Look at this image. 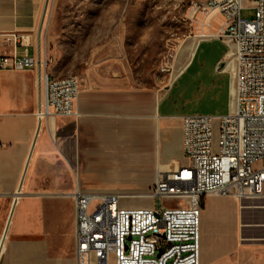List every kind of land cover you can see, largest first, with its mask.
Returning a JSON list of instances; mask_svg holds the SVG:
<instances>
[{
  "label": "crops",
  "instance_id": "0c3cea01",
  "mask_svg": "<svg viewBox=\"0 0 264 264\" xmlns=\"http://www.w3.org/2000/svg\"><path fill=\"white\" fill-rule=\"evenodd\" d=\"M44 11L41 0H0V31L29 34L26 53L36 55ZM221 23L222 18L218 25L209 21V37L196 42L161 94L80 85L79 115L45 118L36 135L41 98L36 70L0 73V264H77L75 182L86 192L136 199L152 186L147 182H154L157 169L183 162L180 116L223 115L231 106L233 68L229 61L219 67L228 51L219 37ZM24 52L17 48L19 55ZM213 103L225 111H186ZM120 157L139 168L134 182L140 183L132 191L80 184L95 182L98 168ZM200 205L202 264L257 263L255 258L264 255V237L238 233V213L250 206L214 194L204 195Z\"/></svg>",
  "mask_w": 264,
  "mask_h": 264
},
{
  "label": "built area",
  "instance_id": "2783aa9c",
  "mask_svg": "<svg viewBox=\"0 0 264 264\" xmlns=\"http://www.w3.org/2000/svg\"><path fill=\"white\" fill-rule=\"evenodd\" d=\"M254 17H240L242 0L192 4L204 15L223 19V31L233 44L232 103L226 114L180 116L182 163L157 169L152 186L142 194L150 207L122 204L116 192H86L74 184L75 255L77 264H200V215L204 195L230 196L239 204L264 198V0H248ZM29 34L0 31V73L34 69L41 87L35 115H79L76 76L52 77L47 58L38 48L26 53ZM23 47L19 55L17 48ZM229 60V61H230ZM185 200L163 207L160 200Z\"/></svg>",
  "mask_w": 264,
  "mask_h": 264
},
{
  "label": "rangeland",
  "instance_id": "374dc122",
  "mask_svg": "<svg viewBox=\"0 0 264 264\" xmlns=\"http://www.w3.org/2000/svg\"><path fill=\"white\" fill-rule=\"evenodd\" d=\"M212 2L214 0H41L45 11L39 40L48 61L47 72L52 77L76 76L80 85L88 88L140 89L159 95L171 85L196 42L209 37V21L212 25L219 24L220 15L212 12L207 16L192 8L193 3L212 5ZM241 6L240 17L253 19L251 2L242 0ZM220 39L227 45L230 43L226 37ZM229 50L228 45L227 52ZM186 111L221 113L225 110L220 103H213ZM138 172L135 164L120 157L114 163L99 167L95 182L80 184L129 192L140 183L134 182ZM152 183L147 182L148 187ZM121 201L135 207L157 204L156 199L153 202L143 197H126ZM184 202L171 197L161 199L160 205L176 207ZM245 203L250 207L238 213L239 235L249 233L253 237H264V198ZM255 260L257 263L252 259L249 263L261 264L264 255Z\"/></svg>",
  "mask_w": 264,
  "mask_h": 264
},
{
  "label": "water",
  "instance_id": "95a60500",
  "mask_svg": "<svg viewBox=\"0 0 264 264\" xmlns=\"http://www.w3.org/2000/svg\"><path fill=\"white\" fill-rule=\"evenodd\" d=\"M231 58V53L227 52L226 55L224 56V58L222 59L221 63L219 64V67H222L226 62H228ZM233 99H232V95H231V103H232Z\"/></svg>",
  "mask_w": 264,
  "mask_h": 264
},
{
  "label": "bare ground",
  "instance_id": "6f19581e",
  "mask_svg": "<svg viewBox=\"0 0 264 264\" xmlns=\"http://www.w3.org/2000/svg\"><path fill=\"white\" fill-rule=\"evenodd\" d=\"M210 5H211V4H210ZM228 45H229V48H230V49H232V48H233V44H231V42H230ZM229 63H232V59L230 60V62H229ZM16 194H19V193H17V192H16ZM1 238H2V237H1ZM1 241H2V240H1Z\"/></svg>",
  "mask_w": 264,
  "mask_h": 264
}]
</instances>
